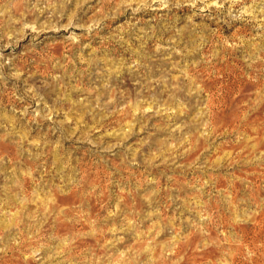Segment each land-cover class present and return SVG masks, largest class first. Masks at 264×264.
Listing matches in <instances>:
<instances>
[{
	"label": "rangeland",
	"instance_id": "rangeland-1",
	"mask_svg": "<svg viewBox=\"0 0 264 264\" xmlns=\"http://www.w3.org/2000/svg\"><path fill=\"white\" fill-rule=\"evenodd\" d=\"M0 252L264 264V0H0Z\"/></svg>",
	"mask_w": 264,
	"mask_h": 264
},
{
	"label": "bare ground",
	"instance_id": "bare-ground-1",
	"mask_svg": "<svg viewBox=\"0 0 264 264\" xmlns=\"http://www.w3.org/2000/svg\"><path fill=\"white\" fill-rule=\"evenodd\" d=\"M222 14V13H221ZM237 80V79H236ZM219 87V86H218ZM255 94V93H254ZM211 105V104H210ZM220 112V111H219ZM260 112V111H258ZM238 121V120H237ZM235 125V124H234ZM240 156V155H239ZM241 160V159H240ZM102 168V167H101ZM122 173V172H121ZM251 177V176H250ZM87 178V177H86ZM86 181V180H85ZM88 181V180H87ZM25 182H28L27 180H25ZM92 189V188H91ZM191 189V188H190ZM103 190V189H102ZM236 194V193H235ZM120 195V194H119ZM91 199V198H90ZM64 200V199H63ZM240 200V199H239ZM236 201V200H235ZM263 204V203H262ZM81 206V205H80ZM254 207V206H253ZM236 208V207H235ZM204 209V208H203ZM222 211V210H221ZM227 217V216H226ZM261 220V219H260ZM61 224V223H60ZM215 225V224H214ZM58 230V229H57ZM244 230V229H243ZM45 234V233H44ZM45 236V235H44ZM229 236V235H228ZM42 237V236H41ZM240 243V242H239ZM22 245V244H21ZM249 245V244H248ZM1 253V252H0ZM180 253V252H179ZM244 255V254H243ZM239 258V257H238ZM3 260V259H2ZM0 264H12L9 261H4V262H0ZM212 264V263H211Z\"/></svg>",
	"mask_w": 264,
	"mask_h": 264
}]
</instances>
